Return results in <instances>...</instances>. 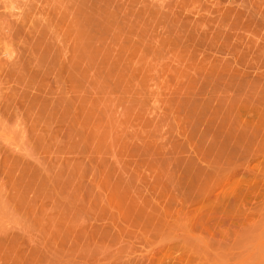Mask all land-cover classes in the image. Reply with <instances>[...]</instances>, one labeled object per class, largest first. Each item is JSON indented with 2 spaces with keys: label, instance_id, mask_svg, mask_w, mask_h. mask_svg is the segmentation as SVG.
<instances>
[{
  "label": "rangeland",
  "instance_id": "obj_1",
  "mask_svg": "<svg viewBox=\"0 0 264 264\" xmlns=\"http://www.w3.org/2000/svg\"><path fill=\"white\" fill-rule=\"evenodd\" d=\"M15 1L10 12L24 9L27 25L0 49L24 57L0 88L48 104L40 144L29 116L11 119L21 122L15 134L0 117V191L11 208L21 201L25 219L70 221L60 233L100 264H264V0L182 2L180 31L174 11L166 18L174 0H152L155 11L150 0H118L104 7L101 33L78 0ZM4 149L18 155L5 160ZM32 260L23 264L47 261Z\"/></svg>",
  "mask_w": 264,
  "mask_h": 264
},
{
  "label": "bare ground",
  "instance_id": "obj_2",
  "mask_svg": "<svg viewBox=\"0 0 264 264\" xmlns=\"http://www.w3.org/2000/svg\"><path fill=\"white\" fill-rule=\"evenodd\" d=\"M110 1V2H109ZM142 1V0H141ZM148 3H149V1L148 0H146ZM145 1V3L146 4H148L147 2ZM150 1H152V0H150ZM153 1H155V0H153ZM151 2L150 3V7L153 5V3H155V2H157V0L155 1V2ZM158 1H160V0H158ZM161 1H163V0H161ZM160 1V2H161ZM167 1H169V0H167ZM167 1H163V2H161V4H164V2H166L167 3V5H169L168 3L169 2H167ZM171 1V0H170ZM186 1L187 2H189V0H184V1H182V0H174V2H173V0L171 1V2H173V4L171 3V7H169V11H168V17L166 16V18H168L169 19V17L171 16V15H169L170 13L169 12H171L172 14H173V11H174V14L172 15L173 17V20L170 18V23L172 22V26H170V25H168V26H170L171 28H173V25L177 22L176 21V19H179L180 17H179V15H181V14H179V13H181L183 10H186V9H183L182 8V4H183V6H186ZM78 2H79V5H80V7L82 8V10H83V13L85 14V17H84V19H85V23H86V25H89V26H92V28L95 30V33H101L102 32V30H103V27H104V16H103V14H104V7L105 6H107V4H110V3H114V2H118V0H78ZM137 2V1H136ZM139 2H140V0H139ZM160 2H159V5L161 6V4H160ZM182 2H184V3H186L185 5H184V3H182ZM141 3V2H140ZM143 3V2H142ZM181 3V4H180ZM179 4V8L177 9L176 7H177V5ZM17 5V3H16V1L15 0H0V42H2V41H4V40H6L7 38H9V37H18V36H20L22 33H20L19 34V32H20V29L21 28H23V27H25L26 25H27V12L24 10V9H19V12H10L13 8H15L14 6H16ZM143 5V4H142ZM142 5H140V6H142ZM148 5H147V7H148ZM154 5H156V4H154ZM157 5H158V3H157ZM167 5L165 4V6L167 7ZM181 5V6H180ZM170 6V5H169ZM143 7V10L144 9H146V7H145V5H143L142 6ZM145 7V8H144ZM154 6H152V9L154 10V8L156 9V6L153 8ZM158 7L159 6H157V9H158ZM165 7V8H166ZM180 7H181V9H180ZM10 8H11V10H10ZM161 8V9H160ZM159 9L160 10H164L165 8H164V5H163V8L162 7H160ZM170 8H171V11H170ZM174 8H176L177 10H181L180 12H178L177 10V12H178V14L179 15H176L177 13L175 12V10H173ZM186 8V7H185ZM140 10L142 9V8H139ZM156 9V10H157ZM147 10V9H146ZM146 10H144V12H148V10H149V12H151V14H152V12H153V10H151L150 8L146 11ZM151 10V11H150ZM209 10V9H208ZM207 10V11H208ZM8 11V12H7ZM139 11V10H138ZM155 11V10H154ZM143 12V13H144ZM149 12H148V15H149ZM209 12V11H208ZM140 13V12H139ZM155 13V12H154ZM156 13L161 17V12H160V14L156 11ZM164 13H166L165 11H164ZM184 13V12H183ZM215 13V12H214ZM167 14V13H166ZM165 14V15H166ZM210 14V13H209ZM211 14H213V13H211ZM239 14V13H238ZM238 14H236V15H238ZM142 16H143V14H141ZM153 15H155V16H153ZM153 15H151V16H149V17H151V19L153 20V21H156V14H153ZM157 15V16H158ZM162 15H163V13H162ZM164 15V16H165ZM177 16V18H175L174 16ZM184 15V14H183ZM145 16V15H144ZM148 17V18H149ZM153 17L155 18V19H153ZM158 18V21H159V19H161V18ZM179 17V18H178ZM186 17V16H185ZM243 17V16H242ZM175 18V19H174ZM188 18V17H187ZM186 18V19H187ZM162 19H163V17H162ZM168 19L166 20L167 22H168ZM185 19V20H186ZM191 19V18H190ZM204 19V18H203ZM212 19V18H211ZM21 21V24H18V21ZM172 20V21H171ZM184 20V19H183ZM182 20V22H183V24L186 22V24H187V22H188V20H189V18H188V20L187 21H183ZM193 20V19H192ZM199 18H198V22H199ZM214 20V19H213ZM149 21V20H148ZM152 21V22H153ZM176 21V22H175ZM180 19L178 20V22L180 23ZM205 21V20H204ZM161 22H162V20L160 21V25H161ZM166 22V23H167ZM175 22V23H174ZM192 22V21H191ZM196 21H194V23H195ZM207 22H208V20H207ZM209 22H211L210 21V19H209ZM212 22H214V21H212ZM169 23V22H168ZM197 23V22H196ZM195 23V24H196ZM178 24V23H177ZM174 25V26H176V28H177V26L179 25ZM182 24V23H181ZM180 24V25H181ZM182 24V25H183ZM189 24V23H188ZM195 24H194V26H195ZM199 24V23H198ZM22 25H24V26H22ZM164 24H162V26H163ZM179 25V26H180ZM193 25V24H192ZM245 25V24H244ZM161 26V27H162ZM166 26V25H165ZM178 26V27H179ZM199 26V25H198ZM164 27V26H163ZM167 27V26H166ZM169 27V28H170ZM182 27V26H181ZM189 27V26H188ZM193 27V26H192ZM196 27V26H195ZM183 28V27H182ZM185 28V27H184ZM194 28V27H193ZM193 28H191L192 30H193ZM178 29V28H177ZM176 29V30H177ZM181 29V28H180ZM189 29V28H188ZM163 30H165V29H163ZM162 30V31H163ZM166 30L167 31H169L167 28H166ZM173 30V29H172ZM174 30H175V28H174ZM179 30V29H178ZM184 30V31H183ZM183 30H181V31H183V32H185V29H183ZM187 30V29H186ZM197 30H199V29H197ZM196 30V31H197ZM180 31V30H179ZM171 32H173V31H171ZM193 32V31H192ZM192 32H190V33H192ZM166 33L167 32H165V35H166ZM168 33H170V32H168ZM174 33V32H173ZM172 33V34H173ZM182 33V32H181ZM178 34H179V32H178ZM178 34H176V35H178ZM183 34V33H182ZM164 35V34H163ZM164 35V36H165ZM169 36H168V38L169 37H171V35L170 34H168ZM180 35V34H179ZM178 35V36H179ZM184 35H185V33H184ZM173 36V35H172ZM178 36H177V39H178ZM190 35L188 34V37H189ZM163 37V36H162ZM176 37V36H175ZM165 38V37H164ZM179 38H181V37H179ZM186 38H187V35H186ZM163 39V38H162ZM170 39H172V38H170ZM176 39V38H175ZM176 39V40H177ZM181 39H184V38H181ZM166 40V39H165ZM164 40V41H165ZM168 40V39H167ZM173 41V40H172ZM168 42H170L169 40H168ZM174 42V41H173ZM1 44V43H0ZM2 51H1V49H0V79H1V76L3 75L4 76V78L3 79H1L3 82L5 81V84H11V82L13 81V77H12V72H15V68H11V67H9V65H12V64H17L18 62H15V60L16 59H18V58H23L24 56H23V54L20 56V57H18V58H16V59H14V60H9V59H3V57H2ZM3 55L4 56H6L7 55V53L5 52V53H3ZM27 57V56H26ZM22 61V60H21ZM20 62V61H19ZM26 62V61H25ZM211 70H213L212 68H211ZM16 73V72H15ZM206 76H207V74H206ZM227 76H230V75H227ZM211 77H213V76H210V78ZM232 77V76H231ZM258 77V76H257ZM204 79H206L205 77H203ZM210 78H208V79H210ZM230 78V77H229ZM244 78V77H243ZM215 78L213 77V80H214ZM212 80V79H211ZM204 81V80H203ZM206 81V80H205ZM207 81H209V80H207ZM210 82V81H209ZM208 82V84L210 85V84H212L211 82L209 83ZM205 83V82H204ZM203 83V84H204ZM208 84H206V85H208ZM213 84H215V81L213 82ZM205 85V84H204ZM205 85V86H206ZM204 86V87H205ZM211 87H212V85H210ZM201 88V87H200ZM3 89H5V91L4 92H0V117L1 118H5L4 120H6L7 121V124H8V122H9V120H11V119H13V118H19V117H21L22 118V121H24L25 120V118L26 117H24L25 116V114L27 115V116H29L30 118H28L29 119V121H30V123L29 124H31V126H32V132L33 133H35L34 135H35V139L37 140V138L39 139V140H37V141H35V142H39L40 140H42L41 138V135L43 136V134H40V133H42L41 131H43V130H40V131H37L38 130V128H37V126H39L38 124H40L41 123V120L43 119L42 118V116L44 115V113H43V115H42V112H41V109H42V107L43 106H45V105H43V104H46L47 103V101L44 103L43 101H45L44 100V98H43V101H42V99H41V96L39 97V95H31L30 94V92L29 93H26V92H24V91H22V90H17V89H14V88H12V87H8V86H4L3 88H2V90H1V88H0V91H3ZM202 89V88H201ZM199 90V89H198ZM203 90V89H202ZM205 90V89H204ZM201 91V90H200ZM201 92H203V91H201ZM40 94V93H39ZM45 94V93H44ZM198 94V93H197ZM201 94V93H200ZM200 94H198V96H200ZM41 95V94H40ZM43 95V94H42ZM46 95V94H45ZM196 95V94H195ZM43 97V96H42ZM40 98V99H39ZM53 98V97H52ZM49 99V98H48ZM47 99V100H48ZM187 99V98H186ZM192 99V98H191ZM184 100V99H183ZM197 100H199V99H196V102H197ZM181 101H182V99H181ZM194 101H195V98H194ZM183 102V101H182ZM49 103H51L52 104V102L50 101ZM55 103V102H54ZM62 103V102H61ZM185 103V102H184ZM187 103H189V101L187 102ZM190 103H192V102H190ZM194 103V102H193ZM193 103L191 104V106L193 105ZM198 103V102H197ZM199 103H201L200 102V100H199ZM48 104V103H47ZM57 104V103H56ZM186 104V103H185ZM53 105V104H52ZM58 105V104H57ZM47 106V105H46ZM191 106H189L188 108H190ZM195 106H196V103H195ZM58 107V106H57ZM56 107V108H57ZM194 107V106H193ZM193 107H192V109H193ZM50 109V108H49ZM58 109V108H57ZM47 110V109H46ZM54 110V109H53ZM191 110V109H190ZM249 110V109H248ZM44 112V111H43ZM49 112V111H48ZM53 113V112H52ZM30 114V115H29ZM55 114V113H54ZM23 115V116H22ZM52 115V116H51ZM50 115V117H52V119H53V114H51ZM23 117H24V120H23ZM0 118V119H1ZM47 118V117H46ZM54 118H56V117H54ZM28 119H27V123H28ZM48 119V120H47ZM47 119H45V122H46V125H47V122H50L52 119H50V118H47ZM3 120V119H2ZM13 120H16V119H13ZM19 120H21V119H19ZM47 120V121H46ZM12 121V120H11ZM18 121V120H17ZM26 121V120H25ZM55 121V120H54ZM54 121H51V122H54ZM5 122V121H4ZM15 122V121H14ZM13 121L12 122H10V124L9 125H11V123H14ZM20 122V121H19ZM3 123V122H2ZM1 123V121H0V124H2ZM16 123H18V122H16ZM21 123V122H20ZM20 123H18L17 125H19ZM26 123V122H25ZM42 123H44V122H42ZM24 124V123H23ZM54 124V123H53ZM5 125H6V123H5ZM5 125L4 126H2V127H5ZM17 125L14 123V125H11V127L12 126H14V128L15 127H17ZM21 125V124H20ZM45 125V126H46ZM27 126H28V124H27ZM30 126V125H29ZM45 126H44V129H45ZM48 126H51V125H48ZM7 127V126H6ZM10 126H8L6 129L9 131H11L12 130V132H13V130L14 129H10L9 128ZM24 127V126H23ZM22 127V128H23ZM26 127V126H25ZM13 128V127H12ZM17 128H19V127H17ZM29 128V127H28ZM50 128V127H49ZM52 128V127H51ZM3 129H5V128H2V130ZM24 129H26V128H24ZM41 129V128H40ZM43 129V128H42ZM47 129V128H46ZM6 130V131H7ZM20 130V132H22L21 131V129H19ZM9 131V132H10ZM16 131H18V129L16 130V128H15V132H13L14 134L16 133ZM26 131V130H25ZM30 131H31V127H30ZM55 131V130H54ZM19 132V131H18ZM17 132V133H18ZM32 132H30V133H32ZM45 133H46V131H44ZM12 133V134H13ZM24 133V132H23ZM28 133V132H27ZM26 133V134H27ZM39 133V134H38ZM48 133H49V131H48ZM48 133H47V135H48ZM52 135H54V133H53V131H52V133H51ZM25 135V134H24ZM49 135H50V133H49ZM9 136V135H8ZM20 137V136H19ZM41 137V138H40ZM44 137V136H43ZM11 138V137H10ZM21 138V137H20ZM48 139V138H47ZM55 138H53V140H54ZM44 141V140H43ZM51 142V141H50ZM17 143V142H16ZM33 143V142H32ZM41 142H39V144H40ZM15 144V143H14ZM38 144V145H39ZM18 145V144H17ZM50 145V144H49ZM29 145L27 144V147H28ZM42 146V145H41ZM13 148V147H12ZM19 148V147H18ZM32 148V147H31ZM52 148V147H51ZM11 149V148H10ZM16 149V148H15ZM21 149V148H20ZM27 149V148H26ZM39 149H40V146H39ZM5 150V149H4ZM9 150V149H8ZM8 150H5L6 152H5V157H6V159L5 160H8V161H10V158L11 157H13V156H16V155H18V154H14L13 156H10V154L13 152L14 153V150L13 151H8ZM23 150V149H22ZM29 150V149H28ZM36 150V149H35ZM44 150V149H43ZM19 151V150H18ZM32 151V150H31ZM48 151H49V149H48ZM22 152V151H21ZM21 152H19V153H21ZM26 152V151H25ZM24 152V153H25ZM30 152V151H29ZM12 153V154H13ZM15 153H18V152H15ZM23 153V152H22ZM45 153H46V151H45ZM11 154V155H12ZM34 154V153H33ZM39 154V153H38ZM1 155V154H0ZM4 155V154H3ZM36 156V155H35ZM18 158H19V156H18ZM18 158H16V159H18ZM22 158H25V157H21V159ZM34 158V157H33ZM14 159V158H13ZM13 159H11V160H13ZM16 159H14V163L16 164V165H19L20 163L19 162H17V160ZM20 159H18V161H19ZM25 160V159H24ZM23 160V161H24ZM35 160H37V158H35ZM43 160V159H42ZM45 160V159H44ZM47 160H48V158H47ZM22 161V162H23ZM21 162V161H20ZM21 162V163H22ZM33 162V161H32ZM35 163V162H34ZM33 163V164H34ZM38 163V162H37ZM7 164V163H6ZM27 164V163H26ZM29 164V163H28ZM28 164H27V166H28ZM32 164V163H31ZM31 164H29V166H28V168H30L31 170H33L34 172H35V170L37 171H39V169H37V167L36 166H31ZM23 165V164H22ZM36 165H38V167L40 166V162H39V164H36ZM43 165V164H42ZM42 165H41V168H42ZM26 166V165H25ZM21 167V166H20ZM45 167V166H44ZM43 167V168H44ZM46 168V167H45ZM29 169V170H30ZM47 169H49V168H47ZM22 170V169H21ZM43 170V169H42ZM50 170V169H49ZM25 171V170H24ZM40 171H41V169H40ZM45 172L47 171V170H44ZM42 172V174H43V171H41ZM41 172H38V173H40L41 174ZM44 172V173H45ZM48 172V171H47ZM46 172V174L48 175V173ZM23 173V172H22ZM27 173V172H26ZM26 173H23V174H26ZM36 174V175H39V174ZM32 174V173H31ZM41 174V175H42ZM45 174V175H46ZM1 175V174H0ZM34 175V174H33ZM32 175V176H33ZM35 175V176H36ZM31 176V175H30ZM37 177V176H36ZM41 177V176H40ZM39 177V178H40ZM46 177V176H45ZM48 177H50V176H48ZM29 178V177H28ZM41 178H43V180L45 179L44 178V176H42ZM41 178L40 179H38V177H37V179L38 180H41ZM47 178V177H46ZM48 180V179H47ZM51 180H52V178L51 179H49L48 180V182H51ZM4 181V180H3ZM9 181V180H8ZM21 181V180H20ZM43 181L41 180V183H42ZM4 183V182H3ZM11 183V182H10ZM18 183V182H17ZM51 185H52V182L50 183ZM28 185V184H27ZM29 185H30V183H29ZM39 185V184H38ZM50 185V186H51ZM4 186H5V184H4ZM11 186V185H10ZM12 186H13V184H12ZM19 187L21 186V185H18ZM40 186V185H39ZM48 186H49V184H48ZM53 186L55 187V184L53 183ZM53 186H51V188L53 187ZM0 187H2V185L0 186ZM54 187H53V190H55L54 189ZM4 189H2V190H5L6 188L5 187H3ZM12 188V187H11ZM32 188V187H31ZM14 189H12V191H13ZM19 190H21L20 188H19ZM52 190V191H53ZM29 191V190H28ZM46 191H47V189H46ZM49 191H50V189H49ZM2 191H0V195L2 196V198H0V264H23V262L24 261H28V260H32V258H34L33 260H34V263L38 260V259H43L42 261H44L45 259L47 260V261H49V262H55V263H64V262H66V263H73V262H75L76 264H90L91 262H92V260H93V258H91V259H88L87 257H84L83 255H82V253L86 250V243H84L83 241H81V239L80 238H77L76 236L74 237H72L70 234L68 235V234H61V233H63L62 231H60V225H61V222L63 223L62 225L63 226H66L65 224H66V222H67V225L69 224V222L70 221H65V220H63L62 219V221H60V220H56V217L54 216V213L52 214L53 215V217H52V215H50L49 217H48V215H47V219H46V217L45 218H42L41 217V215L39 216V218L41 217L42 219H38V218H33V219H25L26 218V216L24 217L23 215L25 214V212L23 213V215H22V212H23V209H22V203L20 204V202H19V204H17V205H15V206H13V208H11V202H9L8 201V196L7 197H5L6 199H4V196L5 195H3V193H1ZM18 192V191H17ZM9 193V192H8ZM19 193V192H18ZM17 193V194H18ZM44 193V192H43ZM54 193V192H53ZM5 194H6V192H5ZM49 194H50V192H49ZM52 194V193H51ZM55 194V193H54ZM9 195V194H8ZM12 195V194H11ZM20 195V194H19ZM0 196V197H1ZM53 194L51 195V198H53ZM22 197V196H21ZM41 197V196H40ZM46 197H47V195H46ZM15 198V197H14ZM9 199H11V197L9 198ZM23 199H26V198H23ZM17 200V199H16ZM20 200V199H19ZM45 200V199H44ZM18 201V200H17ZM53 201V200H52ZM13 202V201H12ZM16 202V201H15ZM10 203V204H9ZM17 203V202H16ZM47 203V202H46ZM13 204V203H12ZM21 205V206H20ZM24 205V204H23ZM30 205V204H29ZM33 205V204H32ZM44 205V204H43ZM46 205V204H45ZM44 205V206H45ZM51 205H53V204H51ZM27 206V205H26ZM35 206V205H34ZM34 206H33V208H34ZM57 206V205H56ZM43 207V206H42ZM51 207V206H50ZM26 208V207H25ZM24 208V210H26ZM27 208H28V206H27ZM33 208H32V210L31 211H33ZM11 209H13V211L11 210ZM40 209H41V207H40ZM43 209V208H42ZM41 209V210H42ZM53 209V208H52ZM37 210V209H36ZM39 210V209H38ZM56 210V209H55ZM35 211V210H34ZM47 211V210H46ZM52 211V210H51ZM54 211V210H53ZM52 211V212H53ZM27 212V211H26ZM36 212V211H35ZM34 212V213H35ZM42 212V211H41ZM13 213H14V215H16V216H18V218L17 219H13V218H15L14 216H13ZM11 214H12V216L13 217H10L11 216ZM18 214V215H17ZM28 214V213H27ZM26 214V215H27ZM39 214V213H38ZM43 214V213H42ZM34 215V214H33ZM35 215H37L36 213H35ZM34 215V216H35ZM30 216V215H29ZM24 217V218H23ZM31 217V216H30ZM44 217V216H43ZM65 221V222H64ZM74 221V220H73ZM65 223V224H64ZM73 224V223H72ZM61 225V226H62ZM69 226H70V224H69ZM69 228V227H68ZM61 232V233H60ZM24 249H26L28 252H25V253H29L30 255H31V258L30 257H28V258H30V259H23V258H21V256H18L22 251H25ZM28 254V256H30ZM35 258H36V261H35ZM22 259H23V261H22ZM32 260V261H33ZM40 261V260H39ZM47 261H44V263L43 264H45V262L47 263ZM93 261H96L95 259L93 260ZM29 262V261H28ZM97 262V261H96ZM31 263V262H30ZM33 263V262H32ZM37 263H38V261H37ZM37 263H35V264H37ZM93 264L95 263V262H92ZM91 263V264H92ZM97 263H99V262H97ZM26 264V263H25ZM28 264V263H27ZM40 264V263H39ZM48 264V263H47ZM100 264V263H99Z\"/></svg>",
  "mask_w": 264,
  "mask_h": 264
}]
</instances>
